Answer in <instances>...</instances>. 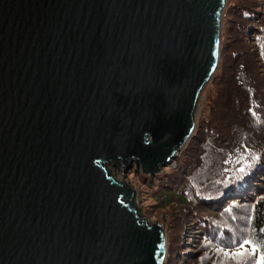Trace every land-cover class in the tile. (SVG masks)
Masks as SVG:
<instances>
[{
    "label": "water",
    "instance_id": "water-1",
    "mask_svg": "<svg viewBox=\"0 0 264 264\" xmlns=\"http://www.w3.org/2000/svg\"><path fill=\"white\" fill-rule=\"evenodd\" d=\"M228 0H0V264H165L105 165L192 138Z\"/></svg>",
    "mask_w": 264,
    "mask_h": 264
},
{
    "label": "trees",
    "instance_id": "trees-1",
    "mask_svg": "<svg viewBox=\"0 0 264 264\" xmlns=\"http://www.w3.org/2000/svg\"><path fill=\"white\" fill-rule=\"evenodd\" d=\"M224 13L208 116L163 186L161 205L181 214L165 264H256L264 256V0H228Z\"/></svg>",
    "mask_w": 264,
    "mask_h": 264
},
{
    "label": "rangeland",
    "instance_id": "rangeland-1",
    "mask_svg": "<svg viewBox=\"0 0 264 264\" xmlns=\"http://www.w3.org/2000/svg\"><path fill=\"white\" fill-rule=\"evenodd\" d=\"M224 16L225 13L223 14L221 23V43L222 33L224 30ZM212 80L213 78L204 87L202 93L200 94L197 108L195 111V131L197 129V126L200 125L201 121L205 120L208 116V110H205V104L207 102V97H205V95L209 92V89L212 86ZM191 140L192 138L190 139V141ZM186 147L187 145L185 146V148ZM184 149L181 150L178 156H176L175 159L168 166L162 168L161 171L154 176L144 175L141 172L140 167L136 166L135 163H133L132 168L127 173L124 172L122 165H116L114 162H110L109 164L105 165L107 173L110 174L117 182H126L128 186H130L135 191V198L133 202L135 203L134 208L138 216L140 218H144L149 225L159 223L163 226L166 234L167 248L169 246V241H175V238L177 236L176 223L178 221V217L181 216V214L176 204H170L169 206L161 205L163 201L161 200V197L167 192L163 189V186L166 185L167 181H170L173 178V175H170L171 172L178 168L179 163L182 161V152L184 151ZM189 236L191 235L186 234V243L191 240ZM183 247L184 251L188 250V252H191V244H188L187 246Z\"/></svg>",
    "mask_w": 264,
    "mask_h": 264
},
{
    "label": "snow or ice",
    "instance_id": "snow-or-ice-1",
    "mask_svg": "<svg viewBox=\"0 0 264 264\" xmlns=\"http://www.w3.org/2000/svg\"><path fill=\"white\" fill-rule=\"evenodd\" d=\"M241 171H243V169H241ZM249 243H250V242L247 241V240L244 241V244H249ZM244 244H242L240 247L243 248V247H244ZM255 251H256V249H255V247H254V248H253V252H255ZM224 255L227 256L228 253H225ZM244 255H245V253L242 252V251H237L236 253L233 254L234 257H242V256H244ZM256 264H264V256H261L260 259L256 261Z\"/></svg>",
    "mask_w": 264,
    "mask_h": 264
},
{
    "label": "bare ground",
    "instance_id": "bare-ground-1",
    "mask_svg": "<svg viewBox=\"0 0 264 264\" xmlns=\"http://www.w3.org/2000/svg\"><path fill=\"white\" fill-rule=\"evenodd\" d=\"M116 165H122V163H121V162H119V163H117ZM122 167H123V165H122ZM133 204H135V203L133 202Z\"/></svg>",
    "mask_w": 264,
    "mask_h": 264
}]
</instances>
